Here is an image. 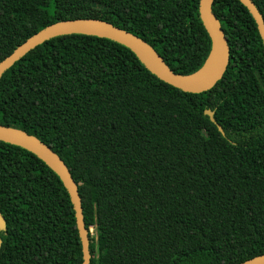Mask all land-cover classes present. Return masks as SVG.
<instances>
[{"label":"trees","instance_id":"trees-1","mask_svg":"<svg viewBox=\"0 0 264 264\" xmlns=\"http://www.w3.org/2000/svg\"><path fill=\"white\" fill-rule=\"evenodd\" d=\"M253 2L264 18V0ZM199 4L0 0V63L51 25L100 20L192 76L212 50ZM212 9L230 60L209 92L177 90L124 46L78 35L43 44L0 80V124L48 145L78 186L86 228L95 230L91 264H239L264 254L263 40L239 0ZM0 212V264L83 262L59 176L3 141Z\"/></svg>","mask_w":264,"mask_h":264},{"label":"water","instance_id":"water-1","mask_svg":"<svg viewBox=\"0 0 264 264\" xmlns=\"http://www.w3.org/2000/svg\"><path fill=\"white\" fill-rule=\"evenodd\" d=\"M239 1L255 19L264 45V18L262 14L253 0ZM214 2L215 0H200L199 15L205 30L211 38L212 50L204 67L195 75L180 76L175 74L149 44L109 23L100 20H74L51 25L20 46L10 57L0 63V80L16 63L43 44L56 38L78 35L106 39L124 46L137 57L148 72L161 82L177 90L193 94L209 92L224 77L230 60V47L227 37L212 9ZM205 114L210 117L211 121L215 122L213 111L206 110ZM218 127L223 133V129L220 126ZM0 141L33 153L59 176L69 193L75 211L76 224L82 243L83 262L81 264H91L90 231L86 228L84 222L82 200L78 186L65 162L41 140L15 127L0 124ZM4 227L5 219L0 212V229ZM239 264H264V254Z\"/></svg>","mask_w":264,"mask_h":264},{"label":"rangeland","instance_id":"rangeland-1","mask_svg":"<svg viewBox=\"0 0 264 264\" xmlns=\"http://www.w3.org/2000/svg\"><path fill=\"white\" fill-rule=\"evenodd\" d=\"M90 233L92 234V236H93V235H95V230H94V228H93V227H92V229H91Z\"/></svg>","mask_w":264,"mask_h":264},{"label":"bare ground","instance_id":"bare-ground-1","mask_svg":"<svg viewBox=\"0 0 264 264\" xmlns=\"http://www.w3.org/2000/svg\"><path fill=\"white\" fill-rule=\"evenodd\" d=\"M203 73H205V72H203Z\"/></svg>","mask_w":264,"mask_h":264}]
</instances>
